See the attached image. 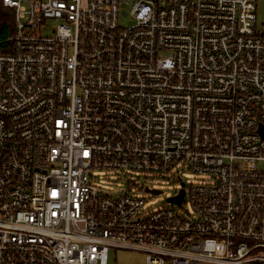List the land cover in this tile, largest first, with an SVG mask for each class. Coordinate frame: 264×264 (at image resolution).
Returning <instances> with one entry per match:
<instances>
[{
    "label": "built area",
    "instance_id": "obj_1",
    "mask_svg": "<svg viewBox=\"0 0 264 264\" xmlns=\"http://www.w3.org/2000/svg\"><path fill=\"white\" fill-rule=\"evenodd\" d=\"M1 3L13 30L0 49V264H115L116 249L144 264H264L255 0ZM92 171L180 186L143 211L132 180L110 191Z\"/></svg>",
    "mask_w": 264,
    "mask_h": 264
},
{
    "label": "rangeland",
    "instance_id": "obj_2",
    "mask_svg": "<svg viewBox=\"0 0 264 264\" xmlns=\"http://www.w3.org/2000/svg\"><path fill=\"white\" fill-rule=\"evenodd\" d=\"M130 1V0H129ZM255 26L257 30L264 28V0H255ZM134 21L130 16V5L121 2L118 15V24L120 27H129ZM257 168L264 171V161H260L257 164ZM94 183L104 189L110 191L115 190L118 187H125L128 180H132L135 187L132 188L129 193L131 195H137L145 200L143 211L155 210L162 206L167 205L166 199L176 193L180 184L176 177L168 175L158 176L138 173H106L100 171H92ZM181 179L186 185L194 182L197 178L194 173L190 171H184L180 173ZM149 190H158L156 194H152ZM121 195L120 192L114 193L113 196ZM187 199H184L185 207L188 208ZM109 261L115 264H144V254L142 252L116 249L115 253L111 252L109 255Z\"/></svg>",
    "mask_w": 264,
    "mask_h": 264
},
{
    "label": "trees",
    "instance_id": "obj_3",
    "mask_svg": "<svg viewBox=\"0 0 264 264\" xmlns=\"http://www.w3.org/2000/svg\"><path fill=\"white\" fill-rule=\"evenodd\" d=\"M13 30V12L4 7L0 0V49L2 43L7 39Z\"/></svg>",
    "mask_w": 264,
    "mask_h": 264
},
{
    "label": "water",
    "instance_id": "obj_4",
    "mask_svg": "<svg viewBox=\"0 0 264 264\" xmlns=\"http://www.w3.org/2000/svg\"><path fill=\"white\" fill-rule=\"evenodd\" d=\"M260 34L261 35H264V28L260 31ZM264 135V132L262 133V136ZM153 193H158L159 191L158 190H152ZM183 196V190L181 189L179 194L175 197H171L169 198L170 201H174L176 203H179L180 202V199L181 197Z\"/></svg>",
    "mask_w": 264,
    "mask_h": 264
}]
</instances>
